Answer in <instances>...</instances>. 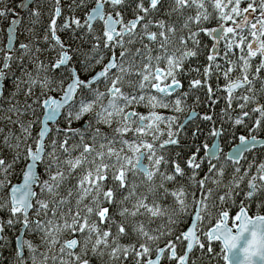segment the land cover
I'll return each mask as SVG.
<instances>
[{
	"label": "snow or ice",
	"instance_id": "obj_1",
	"mask_svg": "<svg viewBox=\"0 0 264 264\" xmlns=\"http://www.w3.org/2000/svg\"><path fill=\"white\" fill-rule=\"evenodd\" d=\"M0 18V264H264V0Z\"/></svg>",
	"mask_w": 264,
	"mask_h": 264
},
{
	"label": "trees",
	"instance_id": "obj_2",
	"mask_svg": "<svg viewBox=\"0 0 264 264\" xmlns=\"http://www.w3.org/2000/svg\"><path fill=\"white\" fill-rule=\"evenodd\" d=\"M18 1H19V0H6V2H11V3L13 4V6H15V4L18 3ZM21 16L24 18V22H25V24H26V23H27V19H28V18H27V14H26V10H24V11L21 13ZM6 22H7V24H8V20H7V19H6ZM7 24H6V25H7ZM96 27L99 28V27H100V24H97ZM1 34L4 35V42H5V36H6V34H5L4 31H1ZM205 43H207V40H206V39H205ZM204 62H205V61H204V58H203V56H202V57L200 58L199 61H194L193 64H196V63L203 64ZM193 76H194V74H193ZM193 76H188V77H184V78H183V82H184V84H185V88H187V81H188L189 79L193 78ZM213 83H214V81H213ZM221 83H223V81H221ZM201 98L203 99V95H202V93H201ZM191 104H192V101L189 100V105H191ZM195 110H196L197 113H203V112L207 111V109H206L203 105L196 106ZM218 110H219V106L217 107V111H218ZM142 111H143V109H142ZM186 115H187V111H186L184 114L181 115V119L183 120L184 117H185ZM197 123H200V121H199V120H193V121L189 124V126H188L189 129H191V127H193V126H194L195 124H197ZM202 127L205 129V131H207V127H208L207 124H203ZM36 130H38V127H37ZM239 134H246V131H245L244 129H238V131H237V135H239ZM259 135H260V136H264V132H260ZM201 139H204V137H201ZM220 144H221V147L223 148V151L226 152L227 149L233 145V141H232L230 138H225V139H223L222 141H220ZM201 155H203V152H201ZM14 182H16V181H14ZM237 202L239 203V200H238ZM237 210H238V209H233L231 214L234 215V214H235V211H237ZM255 211H256V208H255V205H253V207L250 209V213H249V214L251 215V214H253ZM261 211H264V210H261ZM214 222H215V220H213L212 223H214ZM209 226H211V224H207V223H206L205 225H203V227L205 228V230H207V228H208ZM182 227H186V225H184V226H182ZM13 246H14V243H13ZM213 247H214V249H215L216 251H219L220 245H219L218 242H214ZM213 264H217V262H216V261H213ZM219 264H223V260H222V259L219 260Z\"/></svg>",
	"mask_w": 264,
	"mask_h": 264
},
{
	"label": "rangeland",
	"instance_id": "obj_3",
	"mask_svg": "<svg viewBox=\"0 0 264 264\" xmlns=\"http://www.w3.org/2000/svg\"><path fill=\"white\" fill-rule=\"evenodd\" d=\"M6 24H7L6 19L0 18V29H5ZM4 44H5L4 35H2L0 31V47H3ZM145 163H147V161H145Z\"/></svg>",
	"mask_w": 264,
	"mask_h": 264
},
{
	"label": "water",
	"instance_id": "obj_4",
	"mask_svg": "<svg viewBox=\"0 0 264 264\" xmlns=\"http://www.w3.org/2000/svg\"><path fill=\"white\" fill-rule=\"evenodd\" d=\"M28 2H30V0H25V3H28ZM18 3H19V2H18ZM16 11L19 12L20 15H21V12L24 11V10L21 9V8H17ZM7 27H8V25H7ZM7 27H6V28H7ZM6 42H7V34H6V38H5V43H6ZM232 147H233V145H232L231 147H229L225 153L229 152V151L231 150ZM189 222H190V221H189ZM214 223H215V222H214ZM214 223H213V224H214ZM209 227H211V226H209Z\"/></svg>",
	"mask_w": 264,
	"mask_h": 264
},
{
	"label": "flooded vegetation",
	"instance_id": "obj_5",
	"mask_svg": "<svg viewBox=\"0 0 264 264\" xmlns=\"http://www.w3.org/2000/svg\"><path fill=\"white\" fill-rule=\"evenodd\" d=\"M18 2H19V1H18ZM16 10H17V8H16ZM22 12H23V11H22ZM22 12H21V13H22ZM7 25H8V24H7ZM7 25H6V27H7ZM6 27H5V28H6ZM5 34H6V33H5ZM5 38H6V36H5Z\"/></svg>",
	"mask_w": 264,
	"mask_h": 264
}]
</instances>
